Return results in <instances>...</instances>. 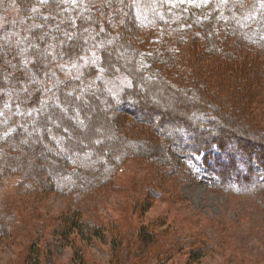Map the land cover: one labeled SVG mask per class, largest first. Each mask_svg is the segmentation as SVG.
I'll return each mask as SVG.
<instances>
[{
	"label": "trees",
	"instance_id": "obj_1",
	"mask_svg": "<svg viewBox=\"0 0 264 264\" xmlns=\"http://www.w3.org/2000/svg\"><path fill=\"white\" fill-rule=\"evenodd\" d=\"M125 1L143 16L168 15L157 50L110 35L99 0H0V179H27L34 194L51 186L60 192V182L70 179L73 192L83 194L106 186L125 160L146 161L168 179L172 150L204 155L216 190L264 180V130L247 111L264 73L261 63L237 57L230 44L240 9L231 13L224 0L194 6ZM244 10L264 21V0H250ZM89 52L97 54V68L88 64ZM203 60L222 64L215 83L198 77ZM62 62L71 78L52 84L50 71ZM121 108L129 125L147 130V139L131 138L113 120ZM80 156L90 159L88 167L71 164ZM0 212L5 237L9 210ZM135 235L144 264H159L165 255L152 260L147 252L160 237L146 227ZM198 251L190 248L188 260ZM78 264L89 263L82 258Z\"/></svg>",
	"mask_w": 264,
	"mask_h": 264
},
{
	"label": "rangeland",
	"instance_id": "obj_2",
	"mask_svg": "<svg viewBox=\"0 0 264 264\" xmlns=\"http://www.w3.org/2000/svg\"><path fill=\"white\" fill-rule=\"evenodd\" d=\"M177 1L186 6L199 4V0ZM249 1L224 0L231 13L242 9L236 12L230 44L237 57L261 63L264 73V21L258 12L244 10ZM98 6L106 14L102 26L110 35L120 33L150 50L158 49L161 26L168 22L163 11L143 16L125 0H99ZM86 57L97 68V54L89 52ZM221 67L217 60H203L198 77L215 83L212 76ZM71 75L63 62L49 74L52 84ZM256 91L255 106L247 111L264 130V81ZM113 120L131 138H148L147 130L127 123L122 108L114 112ZM213 154L219 155L215 150ZM167 156L174 170L168 179L158 177L160 168L146 161L125 160L113 170L106 186L83 194L73 192L70 179L60 182V192L51 186L34 194L27 179L1 178L0 210H9L10 217L9 231L0 237V264H30L29 257L41 264H78L82 258L89 264H144L146 258L135 235L141 227L160 237L147 252L151 250L152 260L164 254L159 264H264V180L216 190L211 184L217 178L204 155L182 156L168 150ZM70 162L90 165L86 156ZM190 248L200 251L188 260Z\"/></svg>",
	"mask_w": 264,
	"mask_h": 264
}]
</instances>
